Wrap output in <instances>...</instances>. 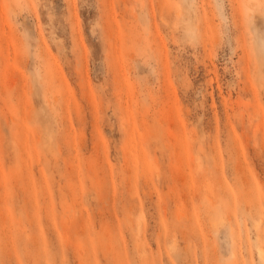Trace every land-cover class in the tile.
<instances>
[{"label": "rangeland", "instance_id": "rangeland-1", "mask_svg": "<svg viewBox=\"0 0 264 264\" xmlns=\"http://www.w3.org/2000/svg\"><path fill=\"white\" fill-rule=\"evenodd\" d=\"M0 264H264V0H0Z\"/></svg>", "mask_w": 264, "mask_h": 264}, {"label": "bare ground", "instance_id": "bare-ground-1", "mask_svg": "<svg viewBox=\"0 0 264 264\" xmlns=\"http://www.w3.org/2000/svg\"><path fill=\"white\" fill-rule=\"evenodd\" d=\"M111 28V27H110Z\"/></svg>", "mask_w": 264, "mask_h": 264}]
</instances>
